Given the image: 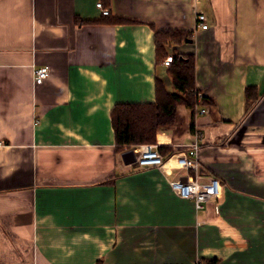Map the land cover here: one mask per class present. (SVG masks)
<instances>
[{
	"label": "crops",
	"instance_id": "1",
	"mask_svg": "<svg viewBox=\"0 0 264 264\" xmlns=\"http://www.w3.org/2000/svg\"><path fill=\"white\" fill-rule=\"evenodd\" d=\"M169 30L190 33L175 49L208 101L197 171L175 165L183 105L156 134L163 170L115 150L113 107L153 102L156 78L172 91L154 43ZM188 178L219 197L195 211L168 185ZM0 264H264V0H0Z\"/></svg>",
	"mask_w": 264,
	"mask_h": 264
},
{
	"label": "trees",
	"instance_id": "2",
	"mask_svg": "<svg viewBox=\"0 0 264 264\" xmlns=\"http://www.w3.org/2000/svg\"><path fill=\"white\" fill-rule=\"evenodd\" d=\"M105 18L108 17L104 16ZM121 23L132 21L120 20ZM190 39L186 31H155L154 43L156 57L160 60L166 58L168 47H173L170 55L172 62L167 66V76L172 85V91H167L160 79H155V99L151 103H118L110 112V119L114 131V144L116 152H124L137 145L155 144L156 134L165 127L173 124L176 109L183 105L190 109L192 120L190 132L195 133L193 122L194 110L197 106L205 105L208 101L201 97L198 100L195 90L194 54H182L175 47ZM247 88L245 98H252L251 90ZM161 155L170 152L168 146L160 145Z\"/></svg>",
	"mask_w": 264,
	"mask_h": 264
},
{
	"label": "built area",
	"instance_id": "3",
	"mask_svg": "<svg viewBox=\"0 0 264 264\" xmlns=\"http://www.w3.org/2000/svg\"><path fill=\"white\" fill-rule=\"evenodd\" d=\"M102 14L107 16L109 11L104 9L101 2L96 4ZM196 26L201 30H207L206 17L200 13L196 16ZM172 62V56H167L163 60V64L168 66ZM49 77V68L47 66L32 67V82L34 85L42 84ZM198 100L201 95L197 94ZM205 108L199 109V114L206 113ZM200 145L198 143V133L192 134V141L189 143L186 154L175 159V165L183 169H194L197 171L198 152ZM135 162L137 168H155L159 171L164 169L165 159L158 150L156 144H142L134 147ZM168 185L172 192L182 200L192 202L195 211H201L205 208L210 199L218 198L220 194L221 184L217 178H211L207 183H200L196 178H188L184 181L180 179L168 181Z\"/></svg>",
	"mask_w": 264,
	"mask_h": 264
},
{
	"label": "water",
	"instance_id": "4",
	"mask_svg": "<svg viewBox=\"0 0 264 264\" xmlns=\"http://www.w3.org/2000/svg\"><path fill=\"white\" fill-rule=\"evenodd\" d=\"M123 157L124 158H126V157H132L131 161H127V162L125 161L126 164L135 161V155H134V153H133L132 150H129V151L124 152Z\"/></svg>",
	"mask_w": 264,
	"mask_h": 264
},
{
	"label": "rangeland",
	"instance_id": "5",
	"mask_svg": "<svg viewBox=\"0 0 264 264\" xmlns=\"http://www.w3.org/2000/svg\"><path fill=\"white\" fill-rule=\"evenodd\" d=\"M102 4V3H101ZM169 53H171V49L169 50ZM169 56V55H168ZM171 56V55H170ZM160 61H162V60H160ZM197 92V91H196ZM193 134V133H192ZM134 148V147H133Z\"/></svg>",
	"mask_w": 264,
	"mask_h": 264
}]
</instances>
